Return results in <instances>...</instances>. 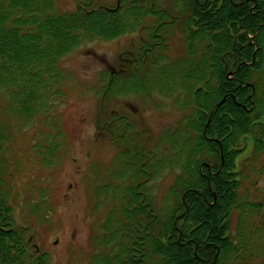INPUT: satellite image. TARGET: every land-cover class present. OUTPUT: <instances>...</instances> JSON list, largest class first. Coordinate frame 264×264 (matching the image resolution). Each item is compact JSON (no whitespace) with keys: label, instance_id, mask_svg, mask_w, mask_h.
Listing matches in <instances>:
<instances>
[{"label":"trees","instance_id":"obj_1","mask_svg":"<svg viewBox=\"0 0 264 264\" xmlns=\"http://www.w3.org/2000/svg\"><path fill=\"white\" fill-rule=\"evenodd\" d=\"M77 1L73 12L61 13L54 0H0V98L6 102L0 111V264H49L28 229L15 222L5 150L17 129L9 126L25 130L64 97L67 55L139 33L150 20L143 56L130 61L135 68L120 64L101 74L103 96L157 95L188 114L154 150L127 151L117 130H109L116 118L100 111L98 131L124 148L116 152L111 183L96 192L97 206L108 205L93 236L91 264H264V193L255 186L264 174V127L255 111H239L235 122L231 114L264 107V0H119L113 8ZM177 26L183 47L172 57ZM246 44L253 58L237 70L238 85L228 78L235 68L231 55L246 52L237 47ZM55 132L34 146L47 166L59 147L61 132ZM247 143L237 170L235 156ZM165 169L177 174L159 205L154 186ZM39 203L28 206L35 215Z\"/></svg>","mask_w":264,"mask_h":264},{"label":"rangeland","instance_id":"obj_2","mask_svg":"<svg viewBox=\"0 0 264 264\" xmlns=\"http://www.w3.org/2000/svg\"><path fill=\"white\" fill-rule=\"evenodd\" d=\"M118 1L93 0V5L113 8ZM54 2L61 13L73 12L79 3L77 0ZM159 2L167 4L168 0ZM152 23L151 20L144 23L139 33L112 41H94L67 55L61 63L66 75L65 95L56 101L50 116L38 119L25 130H19L18 124L9 126L17 129L5 150L13 186L11 204L15 208V222L28 229L32 244L48 255L49 264H91L96 253L93 236L105 217L104 205H108L105 202L97 206L96 192L111 183V175L118 167L115 162L118 147L121 150L127 147V151L135 146L154 150L166 130L176 127L181 117L188 114L157 95L150 98L103 96L101 74L113 73L120 64L131 66L132 59L139 54L143 56L140 43L147 40L145 34ZM182 36V29L175 27L169 42L172 57L182 50ZM4 99L0 98V111L5 109ZM100 111L104 113L102 116L116 118V125L109 130L116 129L118 138L126 146L119 142L115 145L109 136L98 131ZM55 131L61 132L56 138L59 147L52 165L47 166L39 160V148L34 146L45 141V133L52 137L57 134ZM246 145L248 150L235 156L237 170L250 150L251 144ZM175 174L165 169L156 182L154 194L159 205L173 186ZM255 186L264 193V174ZM39 196H43V202ZM30 202H41L39 215L30 211Z\"/></svg>","mask_w":264,"mask_h":264},{"label":"flooded vegetation","instance_id":"obj_3","mask_svg":"<svg viewBox=\"0 0 264 264\" xmlns=\"http://www.w3.org/2000/svg\"><path fill=\"white\" fill-rule=\"evenodd\" d=\"M117 4V3H116ZM237 47L239 48H245L247 51L246 52H243V53H240V54H237L235 51L232 53L231 57V64H232V67H235L234 69H232L231 71H229L228 73V78L237 83L238 85H240L239 83V80L238 78L235 76L237 70L242 66V65H248L249 63L247 62V59L251 58V61H252V58H253V54L251 52H249V49H250V46L249 45H238ZM235 48V47H234ZM236 50V49H235ZM243 58H245L243 60ZM247 87L250 88V92L247 93V97L250 98L252 93H253V87L248 85L247 84ZM235 99V97L233 96V100ZM239 111H243L245 113H250L251 111H255V116L257 121L256 123L258 125H262L264 127V107L262 109H256V110H253L252 108H238V109H235L234 111H231V114H232V117H233V122H235L236 120H234V117L236 116V114L239 112ZM202 115L204 116V111H201ZM210 119L208 117L207 119V123H209ZM206 123V124H207ZM205 123H203L202 125L204 126ZM217 144L218 142L215 141ZM263 142H264V138H263ZM218 147H219V151H221V148H220V144H218ZM204 165V163H203ZM208 169H210L208 167Z\"/></svg>","mask_w":264,"mask_h":264}]
</instances>
